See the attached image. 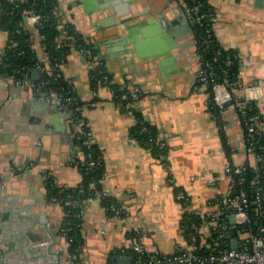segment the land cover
<instances>
[{
	"label": "crops",
	"instance_id": "crops-1",
	"mask_svg": "<svg viewBox=\"0 0 264 264\" xmlns=\"http://www.w3.org/2000/svg\"><path fill=\"white\" fill-rule=\"evenodd\" d=\"M209 3L215 12V37L241 57L240 94L245 95L247 87L264 85V0L262 6L256 0ZM176 5V0H144L134 6L136 16L129 25L135 28L132 42L125 39L129 29L124 24L103 21L111 12H90L83 0H60L61 16L96 41L98 57L111 75L109 83L92 87L93 64L89 55L77 48H72L60 64L61 73L73 81L83 102L84 120L104 162L102 191L124 208L121 215L110 214L100 195L83 201L82 264H113L114 257L124 255L121 249L131 244L132 227L141 231V242L150 250L173 253L187 245L177 190L186 191L195 213L204 216L215 209L217 193L225 191L231 180L226 164L255 162V155L245 148L235 109L228 108L223 116L229 122L227 128L223 117L213 111L211 89L199 77L201 62L192 34L185 29L172 44L164 39L173 36L168 28L185 24L173 18L178 11L171 18L164 17ZM28 23L34 30L36 54L42 60L47 56L42 37L35 25ZM8 41V31L0 28V223L7 222L6 215L15 207L30 220L40 218L36 231L42 230V220H47L51 230L58 232L64 210L47 196L44 173L60 185L79 184L83 179V149L62 106L56 107L38 84L42 76L39 68V75L32 71L24 80L3 70ZM164 41L170 53L161 56L158 53ZM113 83L137 96L120 105ZM249 97L256 98L264 113V97L255 92ZM141 118L166 142L164 158L134 135ZM27 159H32L30 171L18 175L8 172L10 160L22 166ZM7 223L12 239V233L20 228V218L16 214ZM23 226L26 235L14 245L13 257L23 264H40L39 240L31 244L35 232L28 236ZM66 245L63 237L57 242V246Z\"/></svg>",
	"mask_w": 264,
	"mask_h": 264
},
{
	"label": "trees",
	"instance_id": "trees-1",
	"mask_svg": "<svg viewBox=\"0 0 264 264\" xmlns=\"http://www.w3.org/2000/svg\"><path fill=\"white\" fill-rule=\"evenodd\" d=\"M183 1L185 2V6L192 8V28L195 33L196 51L200 54L201 67L206 69L207 76H210V73L214 72V77L218 82L228 83L236 96L243 97L239 92L242 87L239 77L241 57L238 51L223 47L215 37L213 32L215 12L209 0ZM182 7L185 8L184 5ZM31 12H36L41 15V24H37L35 28L42 37L46 54L51 66L55 67V72L60 71V64L67 60L72 48H77L82 52L89 49L91 53L88 54V59L93 64L91 68L92 87L96 88L98 85L105 83V81L109 83L111 75L105 63L98 57L99 50L97 49L96 41L85 37L73 22L61 16L60 0H0V28L7 30L9 33V41L5 49V66L3 69L6 73L14 74L19 80H24L30 77L33 69L38 68L40 64V59L34 48V30L26 20V17ZM202 15L203 17L200 21L195 20L198 16ZM105 75L108 76V81L105 80ZM45 81L46 83H44ZM38 84L47 92L54 90L64 98H68L65 105L66 109L72 110L73 116L77 120H84L82 112L83 102L78 97L74 86L69 84L68 79L62 73L58 78L48 73L42 74ZM208 85L213 93L212 83L208 81ZM111 86L117 100L123 94L130 96L124 102H129L133 98L130 90L121 88L120 85L115 83L111 84ZM213 107V111L215 113L218 112L217 107L215 105ZM227 107L235 108V101L233 100L228 103ZM257 112H261L259 102L248 101L247 108L239 112L242 124L244 125L247 118ZM261 115L264 119V113L261 112ZM143 126H147L149 131L141 133L140 130ZM85 128L91 132L87 124H85ZM133 133L143 144H145V141L150 136L159 137L157 129L142 118L134 127ZM75 139L83 149L84 159L80 164L83 170V179L75 186H66L55 182L49 174L45 182L50 198H56V201L63 207V226L65 228L63 233L70 242L68 250L72 256L71 259L74 264H82L80 254L82 253L84 243L82 231L83 216L81 214L84 206L83 201L90 196H98V190L101 192L102 202L107 206L110 214L115 213L111 209V205L113 203L117 204V202L111 195H106L102 191L101 178L104 170V162L98 145L95 142L92 144V148H89L86 143L87 136L79 132H75ZM259 144L262 145L259 153L263 157L260 164L262 170H264V132L259 137ZM151 148L157 156L160 155V152L163 154H167L168 152L167 144L165 147H160L159 144H153ZM91 150H93L94 158L98 160V164L94 169H88L83 164ZM246 166V169L240 175H236V179L244 180L241 186L252 191L255 172L250 164ZM262 180H264V172ZM81 188L83 189L82 192L80 191ZM72 200L79 201L80 204L74 206L70 202ZM194 215L200 217L199 214L194 213Z\"/></svg>",
	"mask_w": 264,
	"mask_h": 264
},
{
	"label": "built area",
	"instance_id": "built-area-1",
	"mask_svg": "<svg viewBox=\"0 0 264 264\" xmlns=\"http://www.w3.org/2000/svg\"><path fill=\"white\" fill-rule=\"evenodd\" d=\"M184 5L185 13L192 18V8L185 6V2L180 0ZM202 16H198L195 20L200 21ZM28 22L35 26L41 24V15L36 12H31L28 16ZM87 49L85 54H90ZM198 58L200 54L196 51ZM209 65V63H208ZM51 66L48 56L40 60L38 68L42 74H51L55 77L61 76V71L55 72V67ZM105 80L108 81V76L105 75ZM201 81L211 82L213 86L212 99L214 105L218 109L219 116H224L228 110V103L235 101V112L237 120L242 126L244 135L245 148L255 155V162L251 163L255 178L253 180V190L241 186L244 180H237L236 175H240L245 169L246 163L242 166L232 165L231 162L226 164V171L230 176L228 187L225 191H219L215 197V209L210 210L204 216H195V210L192 206L190 196L183 189H178L176 199L182 206L183 219L182 229L187 237L188 244L179 246L173 253H165L159 249L150 250L141 242V231L136 228H130L131 244L121 249L124 255L133 254L136 257V264H264V180L262 175L261 161L262 155L259 149L262 145L259 144V137L264 132V119L261 112H257L247 118L246 123L242 124V119L239 114L247 108L248 101H257L256 98H250L249 94H255L264 97V85L257 84L247 87L246 94H241L243 97L236 96L234 91L229 87L228 83L218 82L214 77V72L210 76L206 75V69L201 67L199 71ZM69 84L74 86L73 81L67 78ZM46 83V81L44 82ZM75 88V87H74ZM240 92V90H239ZM238 93V92H236ZM50 99L63 107L69 122L74 127V132H79L87 136V145L92 148L95 143L92 133L85 128L86 122L77 120L72 113V110H67L65 105L68 98H64L58 92L51 90L48 92ZM134 98L137 96L135 92L131 93ZM130 96L123 94L118 102L120 105ZM263 113V112H262ZM224 120V128L229 126V122ZM149 128L143 126L141 133L148 132ZM146 146L152 147L153 144H159L160 147H165L166 142L160 137L150 136L145 141ZM165 154L160 152L159 157L164 158ZM88 169H94L98 160L93 156V150L88 153L87 159L83 163ZM48 173H44V179L48 177ZM82 192L83 189L81 188ZM97 194L101 192L97 190ZM109 195L108 193H104ZM56 201V198H53ZM57 202V201H56ZM74 206L80 204L79 201H70ZM111 209L115 214L121 215L124 213V208L116 203L111 205ZM85 207L82 208V216L84 215ZM235 216V222L231 221V216ZM200 218V219H199ZM238 238V247L232 248V239ZM69 245L70 242L67 241ZM72 258V256L70 255Z\"/></svg>",
	"mask_w": 264,
	"mask_h": 264
},
{
	"label": "water",
	"instance_id": "water-1",
	"mask_svg": "<svg viewBox=\"0 0 264 264\" xmlns=\"http://www.w3.org/2000/svg\"><path fill=\"white\" fill-rule=\"evenodd\" d=\"M86 9L90 12L94 11H107L111 12L112 15L109 18H105L103 21L104 22H109L112 21L115 24H124L127 29H129V32L126 34L127 37L125 39H129L132 42H135L136 34H135V28H131L129 25L131 23V19L133 16H136V13L133 11L134 6H140L144 0H83ZM172 2L173 0H169V2ZM177 4L175 8L171 9L170 11L166 12L164 14V17L166 18H171L172 14L176 11L179 12L176 16L173 18L178 20V21H184L185 24L181 26V28H175L173 30H168L170 31L173 36L171 37L170 35H166L167 38H164L166 41L168 40L169 44L174 43V39L182 32L183 30H188L192 34L193 41L195 42V33L192 28V20L189 18V16L185 13L184 8L182 7V4L180 3V0H176ZM257 4L262 6L263 0H256ZM172 18V19H173ZM26 20L28 21V18L26 17ZM171 20V19H170ZM100 23V21H99ZM166 25V24H165ZM138 30V28H137ZM163 40H161L162 42ZM163 46H160L159 50V55L164 56L167 55V53H170V48L169 46L167 47L165 41L162 43ZM172 46V45H171ZM173 47V46H172ZM196 47V46H195ZM99 50V47L97 48ZM33 72L35 75H39V69L34 68ZM3 78L0 77V81ZM10 89V88H9ZM44 97H46V93L43 94ZM55 106H59L58 103L55 104ZM63 109V107H62ZM32 159H27L22 166L19 165L18 162L14 160H10V168L8 172L12 175H18L21 173H25L27 171L31 170V163ZM48 191V190H47ZM48 196V192H47ZM49 201V199H48ZM29 208V207H28ZM28 211L31 212L30 209ZM17 214V217L20 218V228L12 233V239H9L8 233H9V227L7 226V222L14 217ZM19 210H17L15 207L11 208V212H9L6 215V221L3 222V225L0 223V234H1V239H0V264H23V262L20 263L19 260L14 258V245L18 244V241L20 240L21 236H24V228L23 225L27 227V233L28 236L31 235V232H35L33 237H30V243L32 244L37 240H39L40 243V249L42 250L39 259H40V264H64L65 261L68 262V264H72L73 261L69 256L66 255L67 253V245L66 246H57V242L63 237L64 241H67V238L62 235V231L59 230L58 232H53L49 226V222L47 220L43 221V229L36 231V225L41 222L40 218L38 219L37 216H34V220H30L27 215H22L19 214ZM235 216H231V221L235 222ZM63 224V223H62ZM30 233V234H29ZM48 234V236H47ZM47 237H49V241L47 240ZM4 246H8L9 250H4ZM238 247V238H233L232 239V248H237ZM16 248V247H15ZM13 251V252H12ZM11 257H13L11 259ZM13 259H16L14 262ZM113 264H136V257L135 255H121V256H116L114 257V263Z\"/></svg>",
	"mask_w": 264,
	"mask_h": 264
},
{
	"label": "rangeland",
	"instance_id": "rangeland-1",
	"mask_svg": "<svg viewBox=\"0 0 264 264\" xmlns=\"http://www.w3.org/2000/svg\"><path fill=\"white\" fill-rule=\"evenodd\" d=\"M63 223H64V219H63ZM64 229H65V228H64V226H63V224H62V227H61V231H62V233L64 232ZM63 235L65 236L64 233H63ZM65 237H66V236H65ZM67 241H68V240H67ZM67 241H66V244H67ZM68 246H69V245L67 244V252H68V255H71L70 252H69V250H68Z\"/></svg>",
	"mask_w": 264,
	"mask_h": 264
},
{
	"label": "flooded vegetation",
	"instance_id": "flooded-vegetation-1",
	"mask_svg": "<svg viewBox=\"0 0 264 264\" xmlns=\"http://www.w3.org/2000/svg\"><path fill=\"white\" fill-rule=\"evenodd\" d=\"M37 241H38V240H36V242H37ZM38 243H39V241H38ZM38 251H39V255H40V253H41V251H42V250L40 249V245H39V250H38Z\"/></svg>",
	"mask_w": 264,
	"mask_h": 264
}]
</instances>
